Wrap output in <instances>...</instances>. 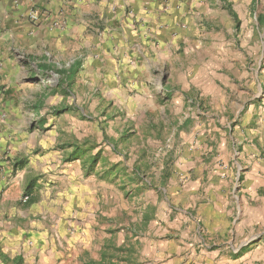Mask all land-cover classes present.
<instances>
[{
  "label": "crops",
  "instance_id": "crops-1",
  "mask_svg": "<svg viewBox=\"0 0 264 264\" xmlns=\"http://www.w3.org/2000/svg\"><path fill=\"white\" fill-rule=\"evenodd\" d=\"M243 1L0 0V264H78L125 238L130 264H264V50L244 49L261 13L241 17L258 7ZM225 45L226 73L209 65ZM104 104L143 136L149 120L172 133L151 199L150 140L119 172ZM123 195L137 219L121 226Z\"/></svg>",
  "mask_w": 264,
  "mask_h": 264
},
{
  "label": "rangeland",
  "instance_id": "rangeland-1",
  "mask_svg": "<svg viewBox=\"0 0 264 264\" xmlns=\"http://www.w3.org/2000/svg\"><path fill=\"white\" fill-rule=\"evenodd\" d=\"M238 2L239 3H241V2L244 3L243 0H238ZM259 2H260V4H259ZM237 7L240 9L238 14L241 17H243L245 15V13H247L245 17L249 18V21L253 20V16H252L253 12H255L256 14L261 13V14L264 15V0H258L257 9H255L254 6L251 7V8L250 7L248 8L245 5H240V6H237ZM262 28H264V27L263 26H259V33H260V36H261L259 40H258V36L257 37L254 36L252 39H248L247 37H245L246 41L244 42L245 43V48L244 49L248 50L247 46L257 47L259 45V43H260L259 41H261V46H262V48L264 50V33H263L264 31H263ZM249 29L251 31V28H249ZM245 36H248V33ZM229 45L231 47V50L233 49V47H235V46H233L234 44H229ZM224 49L227 50L228 52L226 54L222 55L223 57L218 56V58H214L213 60L211 59V61H209V65L211 66V64H214L216 66H219L221 68V71L226 73V71H229V72L231 71V70H229L227 68V66H229V64H228L229 63V59L227 58V56L231 57L232 52L230 54V52H229L230 50L227 49V45H225ZM262 63L264 65V57L262 58ZM102 109L104 111L103 112L104 115H106V117H107L106 118L107 120H103L101 123H99L100 124V128H102V133H103L102 145H103V147H109L112 152H114L115 154H117V156H119L120 161H119V164H118L119 165L118 166V171L121 169V170H124L126 172V169L128 171L129 168L134 167V165L132 163V161H133L132 157H133V155H135V153H134V150H132V152H131V148L135 147L137 145L141 146L142 145V141L147 143V140L148 141L150 140L151 145L149 147V153L145 152L144 153V157H150V159L152 160L151 163L149 164V166L151 168V172L146 171V169L144 167H143L142 170H140V172L142 173V176L138 177V178L139 179H143V181H142V184L138 185V186L146 187V185H144L145 182H149V183H151L150 184V189L148 190L149 198L151 199L155 195H158L159 194V190L156 189L157 186L154 183L152 184V182L154 180V177H155L154 172H155V170L158 167V161H160V159L163 157L161 154L163 152L171 151L173 149V145H174L173 136L170 137V138L168 137L166 139H162V138L159 137V135L160 134H162V135L172 134V133H170V131L167 128L164 129V126L162 125V122H155V121L152 122L151 120H149V122H147V123L143 122V124H154L156 126V128H155V132H153V133H156V134H155V136L154 135L143 136V132L140 129H139L138 132H137V130H133L131 122H128V123L124 122L123 123L121 121H116L119 118H116V120L114 119L115 116L117 115V113L115 112L116 110H114L113 106L104 104V105H102ZM91 111H92L91 108L86 106V114H93V111L92 112ZM122 116H124V114H122ZM147 118L151 119V116L148 115ZM86 125H87L86 128H85L86 131L90 132V135H92V137L94 138L92 133H93L94 130H98V128H97L98 127V123L86 122ZM120 127L124 128V131L120 134L121 136L123 135L124 137H120V135L115 137V135H114L115 134V129H119ZM110 134H112L111 138L109 137ZM93 138H90V139L92 140ZM122 140H124V141H122ZM160 141H161V143H160ZM152 151L156 152V156L154 154H152ZM138 154H140V152ZM136 156L137 155H135V159H136ZM164 157H166V156H164ZM155 158H156V160H155ZM137 161H138V159H137ZM137 161H134V163H136ZM121 175H123V173ZM122 181H123V185L124 186L121 185L122 188L119 189V193L122 194V192H121L122 189H123L124 192L125 191L126 192L132 191V193H135L134 192V189H136L135 186L131 185L130 183H126L124 179ZM124 189H127V190H124ZM125 197L126 196L123 195V200L120 197H118L117 203H118L119 208H118V211H117L116 215L115 214L112 215V220L116 221L121 226L126 225V223L131 224L132 222L136 221V219H137L136 218L137 217L136 210L130 208V206L132 204L126 202ZM136 205L137 204L135 203V206ZM108 206H109V204H107V208H108ZM123 207H127V210H124ZM137 209H138V207H137ZM125 218H126L127 222L125 221ZM131 218H132V221H129V219H131ZM134 223H136V222H134ZM118 238L122 239L123 238V234L122 233L118 234ZM92 252L95 253L96 251H92ZM4 264H10V262L5 261Z\"/></svg>",
  "mask_w": 264,
  "mask_h": 264
},
{
  "label": "trees",
  "instance_id": "trees-1",
  "mask_svg": "<svg viewBox=\"0 0 264 264\" xmlns=\"http://www.w3.org/2000/svg\"><path fill=\"white\" fill-rule=\"evenodd\" d=\"M225 7L230 15L236 19V13L230 4H227ZM257 21L259 26H264V15L259 14ZM128 241L130 242L131 239L125 238L124 242L117 245L113 240L106 239L101 244L100 249L96 250L95 254L87 252L80 255L78 264H130L134 258L136 249L133 243H127ZM13 264H20V260L13 259Z\"/></svg>",
  "mask_w": 264,
  "mask_h": 264
},
{
  "label": "built area",
  "instance_id": "built-area-1",
  "mask_svg": "<svg viewBox=\"0 0 264 264\" xmlns=\"http://www.w3.org/2000/svg\"><path fill=\"white\" fill-rule=\"evenodd\" d=\"M2 116H3V115H1V117H2ZM22 199H23V201H25V200L27 199V196H23Z\"/></svg>",
  "mask_w": 264,
  "mask_h": 264
}]
</instances>
